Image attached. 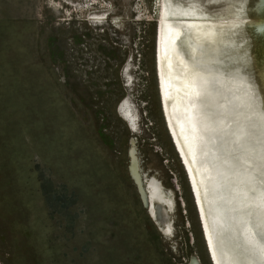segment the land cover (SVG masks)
Segmentation results:
<instances>
[{
    "label": "rangeland",
    "instance_id": "374dc122",
    "mask_svg": "<svg viewBox=\"0 0 264 264\" xmlns=\"http://www.w3.org/2000/svg\"><path fill=\"white\" fill-rule=\"evenodd\" d=\"M111 3L119 27L90 25L60 0H0V264H185L193 250L210 264L161 112L154 0ZM136 3L144 18L134 21ZM19 28L23 37H12ZM244 40L256 51L262 39ZM123 97L149 109L135 133L116 114ZM131 137L143 169L166 187L168 169L177 176L190 227L174 207L172 239L128 174Z\"/></svg>",
    "mask_w": 264,
    "mask_h": 264
},
{
    "label": "bare ground",
    "instance_id": "6f19581e",
    "mask_svg": "<svg viewBox=\"0 0 264 264\" xmlns=\"http://www.w3.org/2000/svg\"><path fill=\"white\" fill-rule=\"evenodd\" d=\"M60 1L78 14H82L83 20L90 22L89 24L95 27L105 24L119 27L124 18L114 12L111 0ZM140 6L137 3L130 5L132 17H137L136 19L131 18L134 21L144 18ZM95 8L97 10L90 11ZM153 8L154 21L156 22L154 68L162 116L171 141L174 139L172 144L175 150L176 147L178 149L176 153L179 152L181 154V158L178 154L180 161L181 159L184 161V164L182 162L181 164L192 193L208 261L210 264H221L213 247L212 233L203 208L199 181L195 174L197 165L191 161V155L188 154L187 135L190 132L186 127L190 118H187L186 122L185 111L192 106L191 99L188 98L194 97L196 92L192 76L197 75V71L202 72L205 70L204 68H210L217 73L216 80L221 85L223 99L229 100L232 108L222 120L226 136L230 137L231 134L234 137L238 132L244 131L248 132L251 139L255 141L263 138L264 0H253L249 4L245 0H154ZM250 10L253 11L252 14L248 13ZM242 29L246 31V34ZM244 37H260L262 39L254 45L257 48L256 51L250 50L251 47L246 43ZM210 42L216 46L215 51L217 52H211V46L208 45ZM196 53H199L200 56ZM199 59L206 61L207 65L200 64ZM252 61H257V63L251 65ZM170 62H175L178 66L175 77L169 74L167 67H170ZM129 65H124L120 71L125 83L132 82ZM252 69H255V74L251 73ZM227 88H229L228 91ZM181 99H185L184 105ZM116 114L125 123L128 130L135 133L141 116L138 105L131 98L123 97L118 101ZM254 123L260 126L257 128ZM242 128V131L238 130ZM239 147L242 153L239 156L240 161H247L246 157L249 152L264 159V143L256 142L254 145L246 143ZM126 154L128 174V165L130 164V171L134 178L131 177V174L129 176L133 182L136 181L134 184L146 203L145 210L149 218L151 219V213L162 231L161 235L172 239L174 225L166 206L171 203L173 208L175 207L174 199L169 194L171 189L164 186L149 169L141 167L133 137L130 139ZM242 174H244L242 179H246V181L251 178V174L246 171ZM260 190L259 192H261ZM187 222L189 221L185 220V227H188ZM257 222V219H250L248 222L242 220L239 222V226L248 223L255 225ZM243 232H245L242 235L243 243L248 244L256 241L254 229L253 231L246 229ZM190 237L193 243V235ZM196 259V255L192 254L186 260V264H195Z\"/></svg>",
    "mask_w": 264,
    "mask_h": 264
},
{
    "label": "water",
    "instance_id": "95a60500",
    "mask_svg": "<svg viewBox=\"0 0 264 264\" xmlns=\"http://www.w3.org/2000/svg\"><path fill=\"white\" fill-rule=\"evenodd\" d=\"M212 44V42L208 44L211 46V52H217L215 51L216 46ZM196 54L200 56L199 53ZM198 62L202 65L206 64L203 59H199ZM177 67L175 62H170V67L167 68L171 76L177 75L175 73L178 70ZM204 69L202 72L197 71L198 74L192 76L196 92L194 97L188 98L191 99L192 106L185 111L184 119L187 122V118H190L186 127L190 132L187 135L188 154L191 155V161L197 165L195 174L199 181L203 208L212 233L213 247L221 264H264V172H262L264 159L248 151L246 157L248 160H239V156L242 154L239 146L246 143L253 145L256 142L264 143V134L261 140L255 141L251 139L248 132L242 131V128L238 129L242 132H238L234 137L231 134L230 137L226 136L222 120L232 108L229 100L223 99L221 85L216 80L217 73L207 67ZM226 90L228 91L229 88ZM181 100L182 104L185 103V99ZM140 103L138 106L140 116L151 122L147 104L144 101ZM241 104L246 106L244 103ZM254 125L257 128L260 126L255 123ZM172 141L174 142V139ZM176 150H178L177 147ZM178 154L181 158V154L179 152ZM181 162L184 161L181 159ZM128 170L131 177L134 178L130 171V164ZM149 170L154 173L151 169ZM244 171L251 174L248 181L242 179ZM168 174V187L171 189L169 194L174 199L175 208L177 207L181 211L183 222L189 221L186 200L182 196L180 185L177 184V176L172 169H168ZM134 182L136 183L135 180ZM138 192L140 193L139 190ZM140 197L143 207L146 209V203L141 194ZM166 206L172 215L175 208L171 203ZM148 212L150 213L149 209ZM150 217L154 226L158 228L161 238L169 239L161 235L162 231L151 213ZM250 219H257L258 222L255 225L248 223L239 226L240 221L248 222ZM187 225L190 227V221L187 222ZM246 229L248 231L254 229L256 241L248 244L243 243L242 235ZM190 235L193 234L190 233L188 239L189 244H192ZM194 241L193 235V243ZM192 254L197 258L195 264H203L200 256L194 250L189 253L187 259ZM206 258L208 261L207 254ZM186 260L184 259L185 264Z\"/></svg>",
    "mask_w": 264,
    "mask_h": 264
},
{
    "label": "crops",
    "instance_id": "0c3cea01",
    "mask_svg": "<svg viewBox=\"0 0 264 264\" xmlns=\"http://www.w3.org/2000/svg\"><path fill=\"white\" fill-rule=\"evenodd\" d=\"M0 37H5V35L0 31ZM12 37H23V32L19 28V30L14 32V35Z\"/></svg>",
    "mask_w": 264,
    "mask_h": 264
}]
</instances>
